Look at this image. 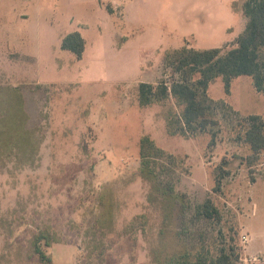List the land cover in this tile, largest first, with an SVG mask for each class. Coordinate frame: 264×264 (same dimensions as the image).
<instances>
[{
    "label": "rangeland",
    "instance_id": "1",
    "mask_svg": "<svg viewBox=\"0 0 264 264\" xmlns=\"http://www.w3.org/2000/svg\"><path fill=\"white\" fill-rule=\"evenodd\" d=\"M245 1L0 0V264H189L231 238L237 264H264V151L249 163L241 139L264 93L212 80L215 135L138 95L176 77L169 52L232 48ZM74 32L81 60L61 47Z\"/></svg>",
    "mask_w": 264,
    "mask_h": 264
},
{
    "label": "trees",
    "instance_id": "2",
    "mask_svg": "<svg viewBox=\"0 0 264 264\" xmlns=\"http://www.w3.org/2000/svg\"><path fill=\"white\" fill-rule=\"evenodd\" d=\"M243 11L247 19L246 28L227 52L221 54L220 48L196 50L186 47L169 52L165 56V65L172 68L176 77L170 83H140L138 95L141 105L173 98L181 109L179 119L174 120L176 127L178 125L179 129L196 135L219 125L218 120L210 117V107L205 99V91L212 80L222 77L229 90L234 78L249 76L255 89L264 93V0H246ZM61 47L81 60L86 42L81 33L74 32L63 40ZM196 75L199 77L195 78ZM246 120L247 128L241 139L252 150V155L246 157V161L254 163L264 151V119L260 115H250ZM211 132L215 135L214 131ZM214 143L213 137L210 145ZM222 177L217 179L216 192L221 187ZM198 209L208 221L220 223L223 219L220 208L211 197H207ZM231 241L233 243H225L214 254L202 251L200 258L189 264H237L240 249L234 238Z\"/></svg>",
    "mask_w": 264,
    "mask_h": 264
},
{
    "label": "built area",
    "instance_id": "3",
    "mask_svg": "<svg viewBox=\"0 0 264 264\" xmlns=\"http://www.w3.org/2000/svg\"><path fill=\"white\" fill-rule=\"evenodd\" d=\"M242 240H243L244 242H248V241H249V238H248L247 236H243V237H242Z\"/></svg>",
    "mask_w": 264,
    "mask_h": 264
},
{
    "label": "crops",
    "instance_id": "4",
    "mask_svg": "<svg viewBox=\"0 0 264 264\" xmlns=\"http://www.w3.org/2000/svg\"><path fill=\"white\" fill-rule=\"evenodd\" d=\"M250 241V240H249Z\"/></svg>",
    "mask_w": 264,
    "mask_h": 264
}]
</instances>
